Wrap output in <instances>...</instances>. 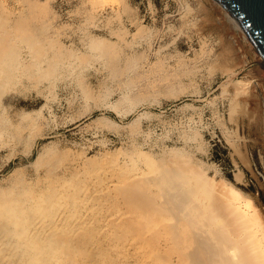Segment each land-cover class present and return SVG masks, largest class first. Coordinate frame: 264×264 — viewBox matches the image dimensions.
I'll list each match as a JSON object with an SVG mask.
<instances>
[{"label":"rangeland","instance_id":"1","mask_svg":"<svg viewBox=\"0 0 264 264\" xmlns=\"http://www.w3.org/2000/svg\"><path fill=\"white\" fill-rule=\"evenodd\" d=\"M0 14L4 18L14 14V19L24 20L25 24L27 18L37 23L42 32L38 36L52 35L54 40L61 41L65 54L62 56L68 60L70 56L66 57L65 49L69 43L82 46L89 36H95L92 39L96 38L95 42L99 44L93 54L84 51L80 55V66L70 72L63 69L57 76L51 74L50 78L40 73H31L28 79L19 78L18 84L14 85L21 93L8 91L11 86L8 83L3 85L0 95V187L4 194H11V189L37 187L47 175L53 177L64 167L80 164L81 160H90L91 165L93 162L102 166L114 163L113 172L117 177L128 180L120 189L135 190L133 196L137 199L142 195V202H138L145 207H149L147 204L156 206L147 216V208L140 210V214L138 206L135 208L138 211L132 206L133 210L129 212L133 215L124 216L120 225L114 219L107 220L111 229H117L115 234L119 232L117 236H123L120 229L124 228L139 241L142 239V253L135 256L123 253L126 263L192 264L194 261L198 264V255L202 256L198 244L207 241L206 247L211 246L209 238H214L215 234L211 233L218 231L214 230L218 228L216 223L219 226L225 221L223 218L222 222V216L227 217L225 211H218L220 217H212L214 221L209 223L200 214L201 220L187 226L186 215L179 211L180 208L173 210L169 205L167 181L161 176L155 178L159 166L160 171H164L167 166L170 169L173 162L175 180L178 173L179 180L182 181L183 176L186 178L182 189L192 187L193 191L197 188L196 195L192 192L193 200L202 204L203 210L211 205L215 208L221 198L225 204L228 202L222 209L227 207L231 211L232 207L233 211L235 205H240L248 214H257L260 225L255 226L258 227L256 233L259 237L264 235V94L238 41L214 5L208 0H0ZM80 35L86 38L82 39ZM50 66L53 68V63L48 64L47 70L52 69ZM170 153H175L174 159ZM148 160L154 163L152 171L141 175ZM193 170L200 171L201 177L210 180H205L210 183L209 190L205 182L194 184L199 173L193 174ZM181 174L184 175L181 177ZM89 183L88 186L93 188L94 184ZM179 185L177 189L181 188V183ZM163 187L166 190L163 191ZM161 188L163 192H160ZM220 189L228 193H222ZM110 190L106 196L113 198L118 189ZM230 190L237 193L239 200L230 203ZM212 194L217 198L212 200ZM103 197L106 201L105 195ZM143 201L149 202L144 204ZM104 203L108 206L110 202ZM207 203L209 207H206ZM246 203L247 207L244 206ZM133 211L138 212L140 219L135 220L137 215ZM227 211V216L232 213ZM171 213L180 220L174 222ZM98 214L95 219L104 220L105 214ZM153 219L162 221L154 225ZM207 219L210 221L209 217ZM227 226L224 229L227 233L223 235L228 234V239L231 237L236 242L240 235H233L232 231L231 234L228 231L231 226ZM201 227L208 234H204ZM193 230L200 232V236L205 235V241L197 244L196 241L201 239ZM206 235H209L207 240ZM80 237H83L82 232L76 239ZM214 241L212 245L218 243ZM201 244L200 247L205 246ZM218 246L214 245L210 252L221 246L225 253L224 243ZM220 256L213 259L206 256L207 263L219 264ZM227 257L223 261L229 264L233 260Z\"/></svg>","mask_w":264,"mask_h":264},{"label":"bare ground","instance_id":"2","mask_svg":"<svg viewBox=\"0 0 264 264\" xmlns=\"http://www.w3.org/2000/svg\"><path fill=\"white\" fill-rule=\"evenodd\" d=\"M26 11L28 13V10H26ZM32 11H34V10H32ZM29 12H31V11H29ZM34 13H35V11H34ZM35 14H37V13H35ZM13 17H15L14 14H13ZM13 17L9 18V15L5 18L2 17V15L0 16V95L3 92V91H1L3 85H5L7 83L11 85L10 88L8 89V91H13V92L17 91V92L21 93L20 89H17L19 87L15 86V85L18 84V80L21 77H23L25 79L30 78L31 73H40L43 75V77L50 78L51 74H54L55 76H57V75H59L58 73H61L60 71H62L63 69L67 70L69 72L72 71L73 69L80 66V64H81L80 55L84 51H88L91 54H93L96 51L95 50L96 47H98V45H99V44H97L98 41L95 42L96 38L92 39L95 36L90 37L89 35H88L89 36L88 42L86 39H84L86 41H84L85 43L83 42V44L81 43L82 46L69 43L67 46L68 49H65L66 53H68L66 55V57L70 56V59L68 60L62 56L64 54L62 50H64V49H61V48H63L61 41H58L57 39H56L57 41L54 40L55 38L53 39L54 36H52V35L41 36L42 38L39 37L40 35L38 36V33H42V32H40L41 27L39 26V28H38V25H36L37 23H35L32 20H27V19H29V18H27L28 15L25 17V18H27L26 19L27 24L24 23V20L18 22V20H16V18L14 19ZM19 17H21V16H19ZM34 17H35V15L33 16V18ZM29 21L30 22L32 21V23H30ZM33 22L35 23V26H34ZM29 34L31 35L30 37H28ZM81 38H82V36H81ZM83 38H86V37H83ZM73 42H74V40H73ZM79 42H81V39L79 40ZM79 42H77V44H79ZM64 45H66V44H64ZM58 48H60V49H58ZM98 50L99 49L97 48V52H98ZM49 63H53V68H52V66H50L52 69L47 70ZM54 64H55V66H54ZM44 66H46V67H44ZM74 78H75V76H74ZM23 81H25V80H23ZM22 84H24V82H22ZM1 107H2V104L0 102V108ZM170 155L174 159L175 153H174V155H173V153H170ZM40 157H41V155H40ZM171 159L169 161H171ZM185 160H187V159H185ZM81 161L82 162L80 164H71L68 167H64L61 171L56 173L53 177H50L49 175H47L44 179H41L40 185H38V186L36 185L37 187H34V188L22 189V190H19V188H18V190L17 189L16 190L11 189V190H9L11 192V194L9 192L4 194V192L2 191L3 189H1V187H0V264H127L126 261L124 260L125 257H123V253L129 252V253L134 254V256H135L136 253L140 254L141 250H144L143 245L141 246V244H140L142 239H141V241H139L140 239L136 235L128 234L127 230L126 231L123 230L124 228L120 229V232L123 236H120V235L117 236V233H119V232H117L115 234V230H117V229H114V230L111 229V226H109L106 222L109 219L110 220L114 219L116 221V223L120 225V224H122V220H123L124 216L131 214L130 212H132L133 207L135 209L138 206L137 209L139 210V213L141 212L140 210H143V208L144 209L147 208V212H146L147 213L146 216H147V215L152 214L151 211L154 210L156 208V206L153 204H151V205L147 204V206H149V207H145V206H143V204H141L142 199H140V198H142V195H141V197H139V199H137V196H133L135 194V190H133V189L130 190V188L124 189V190L120 189V186L122 185V183L125 181H128V180L123 181L124 178L121 179V178L117 177V174L115 172H113V170L115 168L112 165L114 163L111 162L112 163L111 166L109 164L110 162L108 163V165L106 164V166H102L99 164V162L97 164H93L94 163L93 162L91 165V163H89L90 160H85V161L81 160ZM103 161H104V159H103ZM161 162H163V160ZM145 163H146L147 167L145 168V170L140 171L141 175H147L148 173L150 174L152 171L151 168L154 166V163L151 160H148ZM156 163H157V161H156ZM169 163H171V162H169ZM180 164H182V163H180ZM186 165L188 166V163ZM174 166L175 165L172 162V165H170V169H168L169 166H167L168 168H165L164 171L163 170L160 171L161 167L159 166V171L156 174L155 178L158 176H161V179H163V181H165V182L167 181V184H168L167 192H168L169 199H170V200H168V201H170L169 205H171L170 207H172V209L174 208L173 210H175V209L178 210L180 208L179 211H181V213L183 212L184 215H186L187 226L192 222H194V225H195V222H197L198 219L201 220V215L205 216V219L207 220V222L210 223L213 219L212 217H214V219L217 216L220 217L218 211L222 212V210H223V211H225L224 216L229 218L230 221H229V219L222 216V218H221L222 222L225 219V221L227 220L226 221L227 224L230 223L229 225L232 227V229H231V227L229 225L227 226L225 221L222 224L220 223L221 225L219 224V226L216 223V226L218 228H214V230H218L217 231L218 233L215 231L211 233V230H210V233L212 235H213V233L215 234L214 236L216 237V239H215V237L209 238V237H207L209 235H206V240H207V238H209V240H211L210 242L208 240V242L211 244V246H209V247H208V245L206 247L207 241L204 240L205 235L200 236L199 235L200 232H197L199 227L197 228L196 231H194V230L192 231V232H197L198 236L201 239V240L196 241L197 244H198V242H201L203 240L205 241V244L202 243L203 245H205L204 247H200L201 243L198 244V247L200 249L204 248L203 252H202V249H201V251H199L200 253H202V256L198 255L200 257V258L198 257V261H199L198 264H208L206 256L211 257V255L216 254L212 257H216V256L219 257L220 252H222L221 253L222 259L221 258H220L221 260L216 259V261L219 260V262H220L219 264H223L222 261L224 258H226V255L230 257V258L227 257V258H229V260L230 259L233 260L232 262H229V264H264V237H263L264 235L259 237L256 233L257 228H258V227L257 228L255 227L258 224L257 214H255V212H252V214H250V213L248 214L247 212H245L241 208L240 205H237V206L235 205L233 211H232L233 208L231 207L232 213H231V211H229L230 208L226 207L227 210L229 209L228 211H229V213H231L230 215H232V217H233V219H232V217L230 218V215L227 216L226 208L222 209L223 205L226 206L228 204V202H226V204H225V200L222 201L221 200L222 198L220 199V196L218 197L220 199L219 200L220 204L219 203L215 204V208L213 207V205H211L209 209H211V207H213L212 210H209L207 208H205L207 210H203V208H204L203 205L199 204V203H195L196 201L193 200L194 196L196 195L197 188L195 190H194L195 187L193 188L195 195L192 194V192H193L191 190L192 187H190L191 189H189V188L182 189V182H183V180H186V178L184 179V176H183L182 181L179 180L178 178H180V175L177 176L178 175V173H177V175H175V177H177V179L175 180L174 175H172V171H173ZM184 167L185 166H183V169H184ZM65 168H67V169H65ZM68 168L69 169L72 168V170L69 171ZM190 168H191V166H190ZM55 169H57V168H55ZM194 170L196 171V169H194ZM194 170L192 171V173L195 172ZM186 172H188V171H186ZM199 172H197V173H199ZM159 173L161 175H159ZM195 173H193V174H195ZM197 173H196V175H197ZM140 174H139V176H140ZM189 174H191V173L189 172ZM193 174H191V175H193ZM99 175H101V176H99ZM135 175H137V173ZM182 175H184V174H181V177H182ZM200 175H201V173H199V175L195 176L196 178L194 177L197 180V181L195 180L196 183L194 182V184H197L198 181H199V183H198L199 185L201 184V182L202 183L205 182L206 178H203ZM144 178H145V176H144ZM151 179H153V178H151ZM156 180L157 179H155V181ZM193 180L194 179H192V182H193ZM157 181H159V180H157ZM187 181H189V180H187ZM208 181L210 182V180H206V182H208ZM89 182L94 184L93 188H91V186H88ZM179 182L181 183V188L177 189V186H180ZM206 182H205V184H207ZM90 183H89V185H90ZM185 183H187V182H185ZM93 184H91V185H93ZM183 184H184V182H183ZM209 185H210V183H208L207 186H205V187H207V189H208ZM201 186H199V187H201ZM214 186L215 185H213V187ZM216 186H218V185H216ZM131 187L135 188V189L138 188V187H134V186H131ZM164 187H163V191L166 190V188H164ZM112 188L114 190L118 189V190H116L118 193H115V196L113 198H110V196H106V195H108L107 194V193H109L108 191ZM139 188L142 189L143 188L142 185H140ZM201 188L203 190V187H201ZM222 188H224V187H222ZM207 189H205V193L208 192ZM216 189H218V188H216ZM4 190H6V189H4ZM139 190L140 189H138V192H139ZM220 190H222L221 191L222 193H224V192L228 193V191L226 192V191H224V189H220ZM105 191H107V192H105ZM163 191L161 188L160 192H163ZM200 192H199V194H201ZM212 192L213 191H211V193ZM221 192H219L220 195H221ZM211 193L209 195H211ZM203 194L204 193H202V195ZM213 194H215V193L213 192ZM213 194H212V196H210L212 198V200H213V198H215V197L217 198V196H218V193H217V196L216 195L213 196ZM103 195H105V197L107 198L106 201H103V198H104ZM163 195H164V193L161 196L163 197ZM228 195L229 196L231 195V197H232V199L228 198L231 200L230 203H232L233 200L238 199L237 193L233 190H230ZM166 196H167V194H166ZM197 197H198V195H197ZM144 198H145V196H144ZM108 199H110V201ZM163 199L165 200V196L163 197ZM208 199H209V197H208ZM225 199H227V197H225ZM138 200H141V202H138ZM144 200H146V199H144ZM151 200L152 199L150 198L149 201H151ZM166 200H167V198H166ZM107 201H108V203L110 202L108 206L106 203H104ZM226 201H229V200H226ZM148 202L143 201L144 204L148 203ZM150 203H152V201ZM214 203H215V200H214ZM221 203H223V204H221ZM121 204L124 205V208L121 207ZM169 205L166 204V207L168 206L167 207L168 209H170ZM209 205L210 204L207 203L206 207H209ZM125 206H127V207L129 206L132 209H129V207L127 208ZM244 206L247 207L248 206L247 203ZM138 210H136V211H138ZM155 211L157 213H159V211L157 209ZM135 212H134V214H135ZM164 212H166V211H164ZM98 213L100 215L102 213L105 214L104 220H100V219L96 220L98 217L95 219L96 214H98ZM137 213L135 214V216L137 215ZM157 213H156V215H157ZM161 213H163V212H161ZM167 213H169V212H167ZM131 215H133V214H131ZM176 215H177V217H180V215H178V214H176ZM206 216L210 218V221H208ZM171 217H173V220H174L176 216H175V214H172ZM137 218L140 219V216L137 215L135 220ZM176 219H178V218H176ZM176 219L174 222H176ZM205 219L203 218V220H202V221H204V223H205ZM214 219H213V221H214ZM178 220H180V219H178ZM153 221H154V225L155 224L158 225V223L162 220H159V219L154 220L153 219ZM153 221L151 222V224L153 223ZM174 224H177V223H174ZM223 224L227 227H230V230L228 229V231H230V232L232 231L234 233L233 235H236V233L238 235H240V237L238 238V240L236 242H234V240L230 236H229L230 238L228 239V236H227L228 234L223 235V234L227 233L224 230L225 226H222ZM113 225H115V224H113ZM258 225H260V224H258ZM151 226H153V224ZM196 226H198V224ZM120 227H122V225ZM128 227H129V225H128ZM220 227L223 229V231ZM149 228H151V227H149ZM149 228H147V229H149ZM201 228H202V232L205 234L206 232L203 231L204 227H201ZM118 230H119V227H118ZM199 230H200V228H199ZM206 230H208V229H206ZM80 232H82L83 237L76 239V235H78V237H79ZM145 232H144V234H145ZM232 232H231V234H232ZM206 234H208V232ZM212 235H210V236H212ZM198 236H196L195 238L198 239ZM201 237H203V239ZM234 238H237V237H234ZM212 239H214L215 241L218 242V243H215V241L213 240L215 243L214 245L217 244V246H218V245H221V243H224V246H226V248L224 247L226 249V250L224 249L226 255H225V253H223V251H222L223 249H221V246H220V248L216 247L217 250L215 252L213 251L214 253L212 251L210 252V250H212V248L214 246V245H212V242H213ZM80 241H81V243H80ZM219 241H220V243H219ZM226 243H228V244L226 245ZM142 244H143V242H142ZM202 244H201V246H203ZM144 246H145V244H144ZM206 248H208V251H206L207 250ZM209 248H211V249H209ZM145 249H146V247H145ZM150 250L151 249L149 247V250L147 252L149 253ZM217 251H219V252H217ZM205 253H213V254L206 255ZM217 253H218V255H217ZM151 254H152V252H151ZM193 254H194V252H193ZM138 255H137V257H138ZM148 255H150V254H148ZM224 255H225V257H224ZM212 257H211V259H213ZM147 258L149 259V257H147ZM142 259H143V257H142ZM158 259H160V258H158ZM195 259L197 260V258H195ZM154 260H155V258H154ZM214 260H215V258H214ZM149 261H151V260H149ZM180 261H182V259ZM224 261H225V259H224ZM211 262L214 263V261H211ZM227 262H224V264H228ZM156 263H157V261H156ZM190 263H192V262H190ZM193 263H194V261H193ZM141 264H142V262H141ZM196 264H197V262H196ZM209 264H210V262H209Z\"/></svg>","mask_w":264,"mask_h":264},{"label":"water","instance_id":"3","mask_svg":"<svg viewBox=\"0 0 264 264\" xmlns=\"http://www.w3.org/2000/svg\"><path fill=\"white\" fill-rule=\"evenodd\" d=\"M238 41L264 94V0H208Z\"/></svg>","mask_w":264,"mask_h":264}]
</instances>
